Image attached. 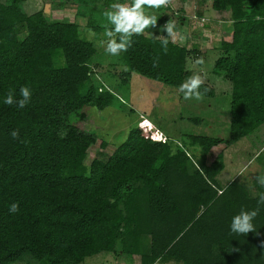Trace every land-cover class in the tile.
Segmentation results:
<instances>
[{"label": "trees", "instance_id": "trees-1", "mask_svg": "<svg viewBox=\"0 0 264 264\" xmlns=\"http://www.w3.org/2000/svg\"><path fill=\"white\" fill-rule=\"evenodd\" d=\"M19 1L0 0V264H81L100 253L129 264L133 257L137 264H264V205L257 203L264 188L256 180L254 194L236 180L220 185L221 153L206 164L213 147L230 146L264 124V0L202 1L229 28L212 66L230 88L226 139L181 134L171 141L133 127L108 156L89 161L88 149L106 142L76 123L88 109L121 104L120 86L92 79L96 50L77 24L48 22L41 11L24 14ZM132 41L118 59L122 85L135 74L178 90L191 75L188 58L205 54L170 40L165 52L161 38L143 34ZM22 86L31 89L30 102L6 105L9 91L21 98ZM200 92L214 96L205 83ZM254 161L264 175V152ZM12 203L17 213L9 212ZM257 207L253 232L230 231L235 215Z\"/></svg>", "mask_w": 264, "mask_h": 264}, {"label": "rangeland", "instance_id": "rangeland-1", "mask_svg": "<svg viewBox=\"0 0 264 264\" xmlns=\"http://www.w3.org/2000/svg\"><path fill=\"white\" fill-rule=\"evenodd\" d=\"M202 1L171 0L168 6L159 9L145 6L146 15L157 17V26L149 27L143 33L147 37L167 38V33L162 30L161 26L171 20L175 23L177 32L174 43L188 50L195 49L200 53H205L202 57L203 64H197V59L193 57H189L186 63V69L190 74H200L204 83L214 91L213 98H201L200 100L194 98L184 100L183 95L175 88L135 74L125 77L127 78L126 84L122 85L120 72H124V69L118 62L120 55L107 54L101 45V41L106 40L105 25L108 28L112 27L108 24L104 12L111 10L110 5L113 3L131 6L132 0H113L107 6L98 3L83 6V3L77 4L70 0L19 1L18 7L24 14L41 11L48 22L64 20L77 24L80 27L79 30L82 31L81 36L90 41L96 50L90 67L92 79L99 84L102 83L108 89L115 84L120 86L119 96L116 95L120 98L121 104L114 101L112 105L101 111L94 108L88 109L85 119L76 123L79 130L93 134L106 142V147L99 150V141H96L95 145L88 149L87 161L92 157L103 159L108 156L114 147L124 140L127 131L133 127L146 126L151 132H159L161 136L171 141L179 140L181 134L227 138L230 88L229 84L223 81L218 74L212 72V66L218 55L215 48L219 46L220 40L229 39V28L225 16L214 13L209 9L208 3ZM181 16L183 20L180 21ZM89 23L94 26L95 30L91 31L90 28H86ZM18 36L21 38L23 31H20ZM169 40L172 41L170 38ZM188 118H198L200 122L194 124L189 122ZM187 152L189 153L188 150ZM260 152H264V124L248 137L230 146L213 147L206 157V164H210L216 155L221 153L223 168L217 175L220 185L236 180L244 184L251 194H254L255 190L251 182L256 180L257 176L263 175L257 170L258 166L254 161V156ZM129 262L130 260L126 258L100 253L85 258L81 264H129ZM137 263V257H133L130 264Z\"/></svg>", "mask_w": 264, "mask_h": 264}, {"label": "clouds", "instance_id": "clouds-1", "mask_svg": "<svg viewBox=\"0 0 264 264\" xmlns=\"http://www.w3.org/2000/svg\"><path fill=\"white\" fill-rule=\"evenodd\" d=\"M171 3V0H132L131 6L113 3L110 5L109 11L104 12L108 24L112 25L108 28L105 25L104 36L106 40L101 41L105 52L112 56H118L121 52H126L132 46L133 35H141L145 29L157 26V17L155 15H146L144 7L159 9L166 7ZM162 30L167 33V38L161 37L162 47L167 52V45L169 38L175 42L177 32L175 31V23L171 20L167 21ZM197 64H203L202 57L196 60ZM158 64L154 61L153 67ZM204 84L203 77L196 73L188 77L178 88V92L183 95L184 100L202 98L200 92L201 85ZM20 99L16 100L12 91H9L4 99L6 105L15 104L18 108H24L31 100L32 92L28 86H22L19 89ZM10 135L13 139H19V131L13 130ZM256 183L264 188V175L256 177ZM258 205H264V192L259 193ZM19 211L18 203H12L9 206L10 213H17ZM260 208L257 207L251 211L241 210L239 214L232 218L230 224V231L235 234L247 235L254 231L253 219L259 214Z\"/></svg>", "mask_w": 264, "mask_h": 264}]
</instances>
